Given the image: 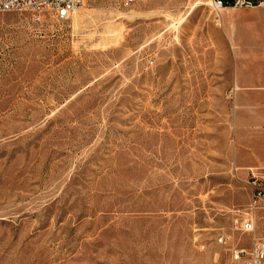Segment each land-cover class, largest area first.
I'll list each match as a JSON object with an SVG mask.
<instances>
[{
    "label": "rangeland",
    "instance_id": "obj_1",
    "mask_svg": "<svg viewBox=\"0 0 264 264\" xmlns=\"http://www.w3.org/2000/svg\"><path fill=\"white\" fill-rule=\"evenodd\" d=\"M252 173L264 4L0 13V264H239Z\"/></svg>",
    "mask_w": 264,
    "mask_h": 264
},
{
    "label": "built area",
    "instance_id": "obj_2",
    "mask_svg": "<svg viewBox=\"0 0 264 264\" xmlns=\"http://www.w3.org/2000/svg\"><path fill=\"white\" fill-rule=\"evenodd\" d=\"M86 1L89 0H0V13L29 12L33 20L39 21L41 14L49 13L57 20H65ZM125 5L140 0H121ZM232 6H253L249 0H227ZM216 9L227 6L224 0H212ZM251 201L247 206L245 216L236 221L235 229L250 236L249 246L235 243L231 235L223 233L218 237V242L227 247L230 259L239 264H264V232L258 233V212L264 210V173L251 177ZM264 228V227H263ZM206 245L200 246L205 250Z\"/></svg>",
    "mask_w": 264,
    "mask_h": 264
},
{
    "label": "crops",
    "instance_id": "obj_3",
    "mask_svg": "<svg viewBox=\"0 0 264 264\" xmlns=\"http://www.w3.org/2000/svg\"><path fill=\"white\" fill-rule=\"evenodd\" d=\"M253 5L254 4H263L264 2V0H249Z\"/></svg>",
    "mask_w": 264,
    "mask_h": 264
},
{
    "label": "trees",
    "instance_id": "obj_4",
    "mask_svg": "<svg viewBox=\"0 0 264 264\" xmlns=\"http://www.w3.org/2000/svg\"><path fill=\"white\" fill-rule=\"evenodd\" d=\"M224 1H225V3H226L227 6H232V4L227 3L228 2L227 0H224ZM254 5L256 6L258 4H254Z\"/></svg>",
    "mask_w": 264,
    "mask_h": 264
},
{
    "label": "bare ground",
    "instance_id": "obj_5",
    "mask_svg": "<svg viewBox=\"0 0 264 264\" xmlns=\"http://www.w3.org/2000/svg\"><path fill=\"white\" fill-rule=\"evenodd\" d=\"M213 4V3H212ZM264 4V3H263ZM225 8H228V7H225ZM225 8H223V9H225Z\"/></svg>",
    "mask_w": 264,
    "mask_h": 264
}]
</instances>
